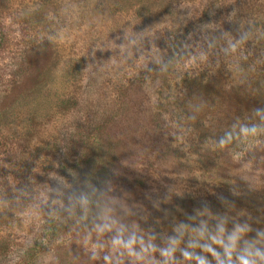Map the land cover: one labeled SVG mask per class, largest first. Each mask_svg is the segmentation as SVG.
I'll list each match as a JSON object with an SVG mask.
<instances>
[{"label": "rangeland", "instance_id": "rangeland-1", "mask_svg": "<svg viewBox=\"0 0 264 264\" xmlns=\"http://www.w3.org/2000/svg\"><path fill=\"white\" fill-rule=\"evenodd\" d=\"M263 48L264 0H0V264L264 262Z\"/></svg>", "mask_w": 264, "mask_h": 264}, {"label": "trees", "instance_id": "trees-1", "mask_svg": "<svg viewBox=\"0 0 264 264\" xmlns=\"http://www.w3.org/2000/svg\"><path fill=\"white\" fill-rule=\"evenodd\" d=\"M263 50H264V48H263ZM262 68H264V66ZM80 191L87 198H89V202H90V205H89L90 209L88 208L89 206L87 205L88 206L87 207L84 203H83V205H81L85 209V213L84 214L81 211H78V214L81 216L78 221H80L81 224H84V223H87L88 221H90L91 214L94 212V210H91V208L93 206L92 205L93 204V201H92L93 198L88 195V192H87V194H85L84 190L80 189ZM86 211H88L87 214H86ZM76 216H77V214H76ZM49 224H50L51 227H54V228H58L59 225H60V224L58 225L53 219H50ZM217 230H219V228ZM163 237H164L163 234H159L158 231L149 232L148 236L145 239L147 248L149 247L151 249V247H153V248L157 247L159 245V243H160V239L163 238ZM210 237L213 238V240H215V239L218 240L219 243L214 245V246L218 248L217 250L222 251V252H216L217 255L216 256H212L214 258V262H212L211 259H208L209 257H211L210 252L209 253H205L206 257H208V258H205V257L201 256L202 252L195 251V252H191V253H188V254L185 253L184 254L185 258L183 257L184 259L183 258L181 259L180 255L173 254V256H177V257H179L181 259V260H178V262H176L175 264H199V260H200V264H204V263L205 264H228V262L230 263V259L232 257L233 258H232L231 262H233L234 259L235 260L237 259L236 255H234L232 252H229V251H231L230 248L233 247L234 244L238 245L237 244L238 242L234 241L236 239V237L235 238L234 237H229V235L227 236L225 233L222 234V235H220L219 233H216V235H214V237H213L212 232L207 236V238H210ZM216 237H218V238H216ZM205 238H204V240H205ZM175 242L176 241L174 239H172V238H169V240H168V238H164V240L160 244L163 245V246L166 245V247L168 249V247L170 245L174 244ZM243 254H246V253H243ZM203 255H204V253H203ZM234 256H236V257H234ZM238 258H242V257L239 256ZM255 263L254 262H252V263L250 262L249 263V262H245L244 261V263H242V264H255ZM231 264H234V263H231ZM238 264H239V259H238ZM261 264H264V262H261Z\"/></svg>", "mask_w": 264, "mask_h": 264}]
</instances>
